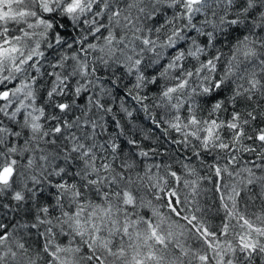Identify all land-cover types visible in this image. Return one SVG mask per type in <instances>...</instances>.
I'll use <instances>...</instances> for the list:
<instances>
[{
	"label": "snow or ice",
	"instance_id": "6c2138e0",
	"mask_svg": "<svg viewBox=\"0 0 264 264\" xmlns=\"http://www.w3.org/2000/svg\"><path fill=\"white\" fill-rule=\"evenodd\" d=\"M0 264H264V0H0Z\"/></svg>",
	"mask_w": 264,
	"mask_h": 264
},
{
	"label": "trees",
	"instance_id": "16d2710c",
	"mask_svg": "<svg viewBox=\"0 0 264 264\" xmlns=\"http://www.w3.org/2000/svg\"><path fill=\"white\" fill-rule=\"evenodd\" d=\"M210 197H211V194H209V201H208L207 207L212 208L213 201L211 200ZM212 215H213V217L215 216V210L214 209L212 210ZM217 222L218 221L215 218H213L209 221V223H213V224L217 223Z\"/></svg>",
	"mask_w": 264,
	"mask_h": 264
}]
</instances>
